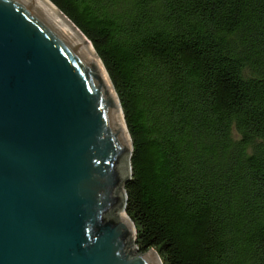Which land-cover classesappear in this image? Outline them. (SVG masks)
<instances>
[{
  "label": "trees",
  "instance_id": "trees-1",
  "mask_svg": "<svg viewBox=\"0 0 264 264\" xmlns=\"http://www.w3.org/2000/svg\"><path fill=\"white\" fill-rule=\"evenodd\" d=\"M47 1L119 98L139 252L264 264V0Z\"/></svg>",
  "mask_w": 264,
  "mask_h": 264
},
{
  "label": "water",
  "instance_id": "water-1",
  "mask_svg": "<svg viewBox=\"0 0 264 264\" xmlns=\"http://www.w3.org/2000/svg\"><path fill=\"white\" fill-rule=\"evenodd\" d=\"M120 105L48 2L0 0V264H162L121 215L133 143Z\"/></svg>",
  "mask_w": 264,
  "mask_h": 264
},
{
  "label": "bare ground",
  "instance_id": "bare-ground-1",
  "mask_svg": "<svg viewBox=\"0 0 264 264\" xmlns=\"http://www.w3.org/2000/svg\"><path fill=\"white\" fill-rule=\"evenodd\" d=\"M46 2H48L47 0H45ZM49 3V2H48ZM60 15H62L51 3H49ZM76 30H77V28L64 16V15H62ZM78 31V30H77ZM79 32V31H78ZM80 33V32H79ZM81 34V33H80ZM82 35V34H81ZM82 37L86 40V38L82 35ZM87 41V40H86ZM88 42V41H87ZM89 43V42H88ZM90 44V43H89ZM91 45V44H90ZM91 48H92V46H91ZM93 49V48H92ZM93 51H94V49H93ZM94 53H95V51H94ZM96 54V53H95ZM97 56V55H96ZM97 58H98V56H97ZM99 59V58H98ZM99 61H100V59H99ZM100 63L102 64V62L100 61ZM102 66H103V64H102ZM103 68H104V66H103ZM104 70H105V68H104ZM105 72H106V70H105ZM106 74H107V72H106ZM107 77H108V79H109V81H110V78H109V76H108V74H107ZM110 83H111V81H110ZM111 85H112V83H111ZM112 87H113V85H112ZM113 90H114V88H113ZM114 92H115V90H114ZM115 94H116V92H115ZM116 97H117V95H116ZM117 100H118V102H119V99H118V97H117ZM119 105H120V102H119ZM120 108H121V105H120ZM121 111H122V108H121ZM122 114H123V111H122ZM123 117H124V115H123ZM124 122H125V119H124ZM125 127H126V130L128 129L127 128V125H126V123H125ZM127 133H128V130H127ZM130 134L128 133V136H129ZM129 139H130V141H131V137L129 136ZM121 215L123 216V217H125V218H127V216H126V214L124 213V212H122L121 213ZM127 220H128V218H127Z\"/></svg>",
  "mask_w": 264,
  "mask_h": 264
},
{
  "label": "rangeland",
  "instance_id": "rangeland-1",
  "mask_svg": "<svg viewBox=\"0 0 264 264\" xmlns=\"http://www.w3.org/2000/svg\"><path fill=\"white\" fill-rule=\"evenodd\" d=\"M137 254V253H136Z\"/></svg>",
  "mask_w": 264,
  "mask_h": 264
}]
</instances>
